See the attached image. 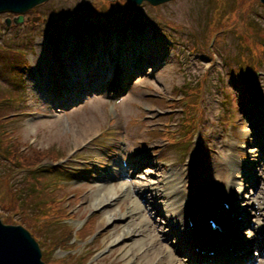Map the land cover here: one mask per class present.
Here are the masks:
<instances>
[{
	"label": "rangeland",
	"instance_id": "374dc122",
	"mask_svg": "<svg viewBox=\"0 0 264 264\" xmlns=\"http://www.w3.org/2000/svg\"><path fill=\"white\" fill-rule=\"evenodd\" d=\"M85 1L90 2L91 0H52L47 5L38 7V9L31 14L35 17H46L50 15V19L57 17L59 20H63V17L67 15L66 10H71V12L75 13L84 6ZM225 1L226 2H220L219 0H175L169 4L156 8L166 21L171 23L175 28L179 29L178 24L186 27L185 29L179 30H186L190 35L185 31L178 32L180 36H185L181 39L178 34L171 32L166 43L171 42L173 39H179L183 46L188 47L189 56L185 54L182 47L169 51L166 50L167 47L166 44H164V46L158 49H153L150 59L143 62V66L140 64L134 66L135 68L138 67L142 73L138 71V76L135 77L134 85L126 91L127 94L119 104L121 108V116L119 118L115 117L113 110H111V105L104 101L103 96H105V89H103L102 96L93 97L85 104H79L68 110L57 108L58 111H55L49 107H45V104L51 106L52 103L46 101L47 95L43 89H41L42 85L38 81L39 77L38 79L36 77V71H44L45 68H47L49 78H53L52 65L55 61V54L52 48L53 42L49 44L48 40H46L48 34L45 30L46 23L41 24V29L37 32L36 38L34 37L33 48L30 51L26 50L30 54L27 57L29 65L27 70L31 71V80L22 85L17 77L11 76L7 79H0V87L7 92V95H9L11 99L7 104H3L1 109V111H4V114H6L4 123L6 124V128L10 130L8 132L11 133L8 137L6 133L0 134V138L2 147L8 145V149L5 150L7 155L10 154L14 156V162L8 158L4 159L5 161L0 160L1 217L4 218L10 215L14 216V219H20V215H15L10 206L15 187L11 184L10 187L13 188L9 190L2 177L8 171L12 173V176H15L14 171L16 169L19 171L15 176L17 181H23L26 175L32 174L29 169L24 168L25 166H23L21 170L19 167H10V163L14 164V166H20L24 164L27 159L32 160L35 154L32 153L33 150H35L37 158L48 155L57 157L61 152L65 151L69 160L75 158L77 162H81L84 158L74 157V155L83 151L84 156H89V158L94 159L92 164L97 167V175L92 179L88 176L84 179L76 180L82 185H79L78 187H81L77 190L78 194L80 193L79 200L81 205L77 207L74 205H65L69 210L70 217L64 220V222H58L52 225V231L57 230L58 232H64L68 230L67 228L77 229L82 227L81 225L84 223L82 219L91 215L94 227L88 228L87 234L83 238L84 243H80L78 245L79 248L75 251V253L83 257L81 259V264H94L95 261L97 264H130L127 259L120 256L121 250L119 247L121 246L112 248L110 253L105 256H99L104 246L105 236L103 234L108 232L111 235L114 232V228H119L118 231H120V228L123 226L122 223L124 222L114 219L105 228H100L99 226L104 219L113 214L116 215V213L119 212L118 205L125 202L124 198L113 201L111 203V209L107 212H103L104 209L101 207L91 210V205L96 204V200L104 195L102 193L98 196L100 187L107 186L112 189L114 186L110 180L107 183L99 181L101 178L99 175L104 176V172L107 169L110 171L108 160L112 161L116 157H127L128 162L135 163L137 161L136 159H138L137 154L141 151L142 153L139 159H143L135 166L139 169L136 173L135 171L137 168L129 170V176H135L131 179L126 176L127 185H146L141 191L132 188L131 196H134L135 199L138 200L140 198L143 202L146 200L150 202L148 204L142 203V205H146V210L142 215L148 218L149 227L155 225L161 226L162 235L169 232L166 225L167 220L159 213V209H161L166 200H163L162 203L154 201V193L149 192V186L151 185L153 186L152 188H158L160 191L165 190L167 177L171 169L174 173H180V169L182 171L186 170L187 167L185 162L189 157V152L192 150L186 149L185 147H175L171 151H169V148L163 149L160 153V149H162L165 144L163 141H160V137H158L157 134L144 132L145 128H149L148 123L140 125L138 117L145 114V112L142 114L140 112L141 110L137 109V106L142 104V106L150 105L151 108L155 109L151 117H161L162 114L165 113L167 106L164 101H150L154 99L152 95H156L157 93H164L165 95L172 93L175 95V92L171 91L175 88L181 89V87L186 89V83L188 87L195 88V90L201 93L200 99L203 100L202 106L204 108L202 114L203 118L201 120L205 123L202 128L204 136L194 141V145H201L202 150L205 151L203 157L206 164L204 163L201 168L196 170L198 175L197 182L204 183L199 189L202 190L206 186L208 187L211 182L220 181L223 187H218L217 189H225L227 191L228 187L226 182L224 183L225 180L220 178L216 167L219 163L224 165L228 154L231 152L239 151L240 153L247 154L248 147L252 148L253 142H256L255 137H262L263 144L259 148V151L264 152V135L256 127L254 128L255 131L259 130L258 135L255 136L253 133V137H249L246 134L248 132L251 133L249 124H254L256 121V114H253L252 111L254 112L257 105L252 104L249 107L238 105L240 102L238 98L239 95L234 91L230 82L232 80V75L237 76L241 71L239 66L236 65L234 67V73L236 74H233L225 66L226 64L230 69L231 59H235L237 56L235 48L232 49L233 40L228 38L230 37L228 34L225 38H216V40L211 39L209 25L216 24V22L221 19H217L215 22L214 18L211 21H205L206 19H210L213 8L218 7L219 12H221L224 6L231 9L234 5V8L223 16L229 18L236 8V5L233 3V0ZM209 3H212L211 9H209ZM248 4L250 6L249 19L255 20L257 26L254 27L253 24L251 25L255 28L256 32L253 33L248 28L247 31H242V35H245L247 38L244 37V40L251 44L253 40L257 39L254 35L263 39L261 35H264V6H261L257 2H253V0H250ZM207 10V16L206 19H204ZM7 17L8 16L4 14L0 15V43H4V40L6 42V40L11 39L10 36H15L17 33V31H10L6 28L5 21ZM230 19L237 18L233 14ZM236 29H242V27L238 26ZM193 32L197 35L195 39L192 35ZM191 37L194 40H192ZM100 42L103 43L104 41L101 39ZM235 42L239 45L236 48H240L239 52H241L244 47H242L237 40H235ZM192 46L196 49L191 50ZM205 49L216 55V63L212 64V66H209L207 63L210 61L208 59H204L203 61L198 60V55H206ZM180 62L184 63L183 69H179ZM205 74L206 77L204 78ZM256 79L259 81V91L263 93L264 71L263 75H257ZM35 81H37V85ZM197 84L198 86L201 84V89H198V86L195 87ZM23 86L24 89L22 88ZM20 94L22 96L21 99ZM43 97H45V100ZM14 98L17 100L15 101ZM226 100L229 101L227 104L225 103ZM4 106L6 108H14V113L24 112L25 115L16 117L13 116L15 114H12L9 116V110L6 109L5 111ZM43 111L48 112L42 113ZM179 111L181 110H177L176 112ZM258 113L263 115L259 111ZM176 121V119H172L174 124H172L171 127H175ZM162 122L163 119L161 117V125ZM15 135L18 136L16 137L18 140L15 138ZM97 136H99L101 140L106 139V147L99 145L95 146L96 150L102 152L101 155L88 149L90 140ZM32 138H36L37 142L33 143L35 139L31 140ZM140 140L147 143L145 146L147 152L142 150L143 147H141ZM94 142H97V139L94 140ZM14 143L17 144L15 148ZM21 144L25 145L23 150L18 148ZM116 145H119L120 149H117L115 147ZM92 148L93 146H91V149ZM261 159V167L264 174V155L261 156ZM65 161L66 160H59L55 165H52L53 163H50V161L46 159L29 165V167L35 168L38 164V172L36 175L44 178L43 180L34 179L30 182L34 185H38L39 182H41L43 187L40 191L47 195L48 192L52 191L51 187L59 183L62 176L67 177L65 174L57 172L59 169H52V171H54L52 173L48 172V168L50 169L51 165L61 167ZM6 162L9 165H7ZM103 162L107 165L101 164ZM210 166L212 168L208 171V167ZM15 178L12 180L13 184H16ZM187 184L188 178L185 182H182L181 185L184 187ZM170 186L171 184H168V187ZM63 189L64 192L74 191L72 186H67ZM211 189H213V187ZM258 192L256 198L247 202L250 204L249 206L251 209L248 210L252 212V215H250L252 226L258 232L255 238H258L261 234L259 230L263 229L262 224L264 223V210L261 208H264V192H261V190ZM251 205L254 206V208H252ZM147 208L150 210V215L148 214ZM13 210L16 211V208ZM34 218L35 217H32L33 221ZM71 218H73V220H70ZM26 220L29 221L27 218ZM30 222L25 223L32 227L33 225ZM98 230H101L100 234ZM137 234L138 238L135 239L136 242H130L129 245H127V249H129V246L132 244L133 246H142L143 240H145L144 243H146V241L150 243L148 236L139 235V232H137ZM95 235L97 239L94 240L93 237ZM145 235L147 234L145 233ZM177 235L178 234H176V236ZM244 235L248 237L250 232L245 231ZM176 236L172 237L171 240H169L168 237H163L161 239V244H163L162 240L166 243L169 241L173 242ZM88 243L95 249L93 250L94 252L88 253V250L85 248ZM41 247L43 249L42 245ZM67 248L68 247H66V249ZM65 255H67V252L64 250L58 252V257ZM89 259L94 262H89ZM257 264H264V260L259 261Z\"/></svg>",
	"mask_w": 264,
	"mask_h": 264
},
{
	"label": "water",
	"instance_id": "95a60500",
	"mask_svg": "<svg viewBox=\"0 0 264 264\" xmlns=\"http://www.w3.org/2000/svg\"><path fill=\"white\" fill-rule=\"evenodd\" d=\"M44 1L46 0H0V12L9 10L22 13ZM133 1L140 3L143 0ZM153 1L157 4L168 0ZM38 250L37 244L24 229L5 227L0 222V264H42Z\"/></svg>",
	"mask_w": 264,
	"mask_h": 264
},
{
	"label": "bare ground",
	"instance_id": "6f19581e",
	"mask_svg": "<svg viewBox=\"0 0 264 264\" xmlns=\"http://www.w3.org/2000/svg\"><path fill=\"white\" fill-rule=\"evenodd\" d=\"M140 65L143 66V63H141ZM92 172H94V170ZM157 199L161 200V199H163V197L159 195V196H157ZM112 201H113V195L112 196L111 195H108V196L106 195V196H103V197L97 199L96 200V204L93 205L92 207L96 208L97 206L104 205V204H107V203H111ZM179 206L180 205H179L178 200L175 201L172 204V218H176L177 225L180 224L181 217H182V209L180 210ZM126 209L128 211L123 213V214L118 215V218L124 220V219L130 218L133 215L134 217H136V219H138V221L136 223V227H135L136 234H137L138 230L140 231V233L143 234L144 226L146 227V225L144 223V220L141 219V216L139 214L138 209L135 208L132 205H127ZM115 217H117V216L115 215ZM112 219H113V217H108V218L104 219L101 222V225L99 227H103L105 225H108L111 222ZM124 229L125 230H123L119 234L117 232H115L114 235L108 236L107 245L111 244L110 246H112V245H118V244H121V243L125 244V242L127 241L128 238H132L133 237L134 230L128 228L127 226H125ZM153 242L158 247V245H159L158 240H156L154 238ZM110 246H108V247H110ZM108 247L105 246V249H107ZM140 249H142V248L140 247ZM138 251H139V249L137 247L133 246L129 251L125 252L123 254V256L125 257L129 253H131L133 256H135ZM161 252H162V247H159L158 249H156L155 251H153L151 253H146V254L145 253H141V254H139V256L141 258L144 257V259L146 260L145 264H149ZM170 262H171V264H177L179 261L176 258L172 257L170 259ZM133 264H139V261H136Z\"/></svg>",
	"mask_w": 264,
	"mask_h": 264
}]
</instances>
